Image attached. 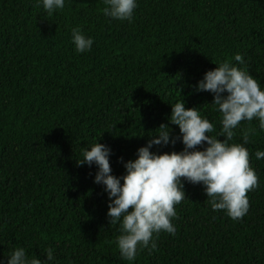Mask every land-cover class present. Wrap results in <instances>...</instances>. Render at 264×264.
<instances>
[{
    "label": "trees",
    "instance_id": "trees-1",
    "mask_svg": "<svg viewBox=\"0 0 264 264\" xmlns=\"http://www.w3.org/2000/svg\"><path fill=\"white\" fill-rule=\"evenodd\" d=\"M104 0H66L49 16L36 0H0V261L15 247L50 264H264V131L242 121L229 143L251 129L250 166L258 185L248 213L232 220L213 211L202 185L185 182L174 235L157 249L123 260L119 224L107 218L108 197L94 183L95 166L78 167L83 148L112 149V174H125L183 101L221 130L213 95L195 85L218 61L247 70L264 87V0H137L133 20L103 15ZM93 38L78 54L71 30ZM240 54L244 64L234 60ZM171 131V129H169ZM223 141V137L219 138ZM183 144L151 151L180 152ZM202 150V149H200Z\"/></svg>",
    "mask_w": 264,
    "mask_h": 264
},
{
    "label": "clouds",
    "instance_id": "clouds-1",
    "mask_svg": "<svg viewBox=\"0 0 264 264\" xmlns=\"http://www.w3.org/2000/svg\"><path fill=\"white\" fill-rule=\"evenodd\" d=\"M66 0H36L49 16L62 11ZM102 11L107 18L117 21L133 20L137 0H104ZM72 44L78 54L91 51L94 40L79 27L71 30ZM234 60L244 64L240 54ZM197 85L196 93L213 95L211 105L220 113L221 130L216 136L214 125L202 116L200 108H186L184 100L171 105L168 117L171 125L178 126L180 135L173 138L172 128L160 125L156 134L149 135L146 146L137 150L136 159L123 164L125 174H112V149L96 142L82 150L78 167L95 166L94 183L103 187L108 197L107 218L110 225L119 224L121 235L116 245L123 260L134 261L138 250L149 253L157 249L154 237L161 232L174 235L172 223L176 205L186 198L185 182L202 185L213 211H225L232 220L242 219L249 211L247 193L257 187L258 177L250 166L249 143L251 129L241 128L243 143H229L242 121L259 122L264 131V87L247 71L233 66L231 61H218ZM171 129V131H169ZM223 137V141L219 138ZM183 144L180 152H153V147ZM202 149V150H200ZM257 160L264 159V151L255 153ZM46 259L29 258L25 248L15 247L0 264H50L55 257L53 249L45 250Z\"/></svg>",
    "mask_w": 264,
    "mask_h": 264
}]
</instances>
